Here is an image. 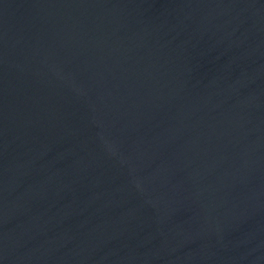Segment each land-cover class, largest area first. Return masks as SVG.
I'll return each mask as SVG.
<instances>
[{
	"label": "water",
	"instance_id": "1",
	"mask_svg": "<svg viewBox=\"0 0 264 264\" xmlns=\"http://www.w3.org/2000/svg\"><path fill=\"white\" fill-rule=\"evenodd\" d=\"M0 264H264V0H0Z\"/></svg>",
	"mask_w": 264,
	"mask_h": 264
}]
</instances>
